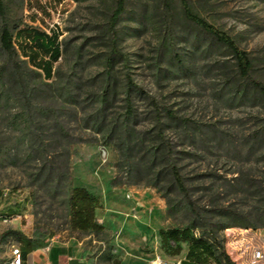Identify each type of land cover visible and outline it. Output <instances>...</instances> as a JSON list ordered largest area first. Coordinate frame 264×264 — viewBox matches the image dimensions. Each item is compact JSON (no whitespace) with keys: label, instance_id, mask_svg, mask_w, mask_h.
I'll list each match as a JSON object with an SVG mask.
<instances>
[{"label":"rangeland","instance_id":"1","mask_svg":"<svg viewBox=\"0 0 264 264\" xmlns=\"http://www.w3.org/2000/svg\"><path fill=\"white\" fill-rule=\"evenodd\" d=\"M1 1L0 31L9 27L33 97L27 113L18 85L2 71L0 48V210L11 215L0 221V235L13 230L31 239L40 256L50 254L40 264H178L187 244L167 256L158 231L185 227L186 213L175 192L169 207L146 185L150 161L156 171L164 167L151 97L170 159L197 203L212 210L210 221L220 219L215 209L224 206L250 225L219 234L235 264H251L252 250L264 251V95L238 76L230 51L184 18L180 0H125L112 29L114 0ZM188 2L233 39L251 61L252 78L264 83V0ZM20 29L57 35L60 57L50 78L27 62L34 50ZM39 140L48 157L67 159V177L45 182ZM123 140L128 162L116 146ZM75 186L99 198L95 216L102 230L70 227L68 197ZM13 246L20 247L17 235L0 239V264H7Z\"/></svg>","mask_w":264,"mask_h":264},{"label":"trees","instance_id":"2","mask_svg":"<svg viewBox=\"0 0 264 264\" xmlns=\"http://www.w3.org/2000/svg\"><path fill=\"white\" fill-rule=\"evenodd\" d=\"M169 2L165 1L166 9L170 8ZM180 5L185 19L198 26L216 42L225 46L230 51L235 60L238 76L258 89L260 94L264 95V83L253 79L251 76L252 64L247 54L227 34L216 29L193 13L188 0H180ZM124 7L125 0H114V9L108 21L110 29L113 28L118 17L123 13ZM4 13V6L0 0V16H4ZM17 34L19 36L23 35L24 45H29L34 50L30 54L25 55L27 56V62L39 68L45 78H50L53 64L60 57L57 35L54 33L47 35L46 33L33 29H20L17 31ZM111 39L114 41L113 35H111ZM0 48L4 53L2 71L18 85L21 105L28 111L32 106L33 89L26 83L21 72L26 62L18 59L14 38L6 24L2 26L0 31ZM39 53L42 56L37 59ZM116 54L112 52L111 58L117 56ZM107 63L110 64V60ZM106 97L107 92H105L103 97L104 102L107 100ZM149 100L154 111L155 136L159 142L160 157L164 161V167L156 171L155 161H150V164L146 167V185L156 188L162 194L169 207L170 193L175 192L179 197L178 205L184 209L187 216V225L185 227L181 229L167 228L158 231L161 249L167 256H177L182 250L181 243H186L187 249L184 257L180 260V264H210L211 259L219 261L220 264H235L226 252L223 245V238L219 233L229 227L250 228V225L236 219L238 217H235L234 211L224 206L215 209L216 213L214 215L220 219L218 221H210V213L212 210L197 203L192 196L191 188L187 184L186 177L181 173L177 164L170 159L172 149L170 143L163 135V122L161 121L157 103L151 97ZM126 112V117L131 116L132 110L129 102L126 103ZM27 113H32V110ZM166 114L169 119L179 120L170 111H166ZM127 136L128 132L124 126L121 138L125 140ZM124 140L116 146L119 147L121 160L128 162L127 151L122 147ZM37 150L41 156V172L45 173V182L60 181L63 176L67 177V159L56 160L55 158L48 157L41 140L37 141ZM156 155L157 150L154 151L153 157ZM163 175L168 177V181H163ZM100 205L99 198L86 188L75 186L70 189L68 197L70 227L81 231L102 230L103 227L97 222L95 216L96 210L100 208ZM262 226H264V222ZM8 234H15L19 237L23 260H25L26 255L30 251L37 247L31 239L25 237L19 231L12 230L3 232L0 235V239H3ZM115 264H118V262L115 261Z\"/></svg>","mask_w":264,"mask_h":264},{"label":"built area","instance_id":"3","mask_svg":"<svg viewBox=\"0 0 264 264\" xmlns=\"http://www.w3.org/2000/svg\"><path fill=\"white\" fill-rule=\"evenodd\" d=\"M11 218V215L6 213L5 211L0 210V221L1 222H8ZM11 256L7 264H23V256L21 253V249L19 246L11 247ZM251 264H260L264 263V251L261 248H255L251 252L250 258ZM151 264H166L165 262L155 259L151 262Z\"/></svg>","mask_w":264,"mask_h":264},{"label":"crops","instance_id":"4","mask_svg":"<svg viewBox=\"0 0 264 264\" xmlns=\"http://www.w3.org/2000/svg\"><path fill=\"white\" fill-rule=\"evenodd\" d=\"M6 212V211H5ZM259 233H258V231L256 232H254L253 233V235L255 236V237H259V235H258ZM255 240H257V239H255ZM259 245V244H258ZM40 254V248H38V249H36V248H34L32 251H30L27 255H26V258H25V260L23 261V264H40L41 263V261L43 262L45 259H47V260H49V253H45V256H40L39 255ZM178 264H180V261H179V263Z\"/></svg>","mask_w":264,"mask_h":264}]
</instances>
